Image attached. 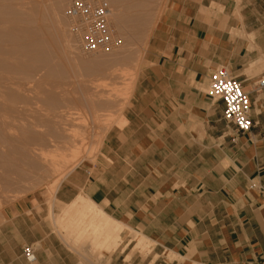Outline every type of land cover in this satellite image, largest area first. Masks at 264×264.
Segmentation results:
<instances>
[{
	"label": "crops",
	"instance_id": "crops-1",
	"mask_svg": "<svg viewBox=\"0 0 264 264\" xmlns=\"http://www.w3.org/2000/svg\"><path fill=\"white\" fill-rule=\"evenodd\" d=\"M149 45L126 124L107 133L95 164L60 185L55 211L72 212L78 196L88 199L126 236L151 243L154 264L263 261L264 209L249 187L264 188V87L255 89L264 79V0H167ZM218 66L248 96L246 135L205 95ZM22 206L11 226L28 229ZM51 245L43 241L36 261L72 264L54 259ZM8 256L0 262L28 264L21 252Z\"/></svg>",
	"mask_w": 264,
	"mask_h": 264
},
{
	"label": "bare ground",
	"instance_id": "bare-ground-1",
	"mask_svg": "<svg viewBox=\"0 0 264 264\" xmlns=\"http://www.w3.org/2000/svg\"><path fill=\"white\" fill-rule=\"evenodd\" d=\"M71 1L73 0H0V190L6 191L5 189L13 187L16 189L14 185L18 182L43 174L56 176L51 183L55 188L64 177L58 163L67 159V156H76L83 152L86 146L84 142L88 130L81 134L85 135L84 137L76 136L72 130V133L70 132L68 121H75L74 117L70 119V110L74 109L72 107H79L80 110L86 107L92 123L105 121L107 124L109 118H112L111 108L120 105L121 99L118 95L109 93L110 89L104 90L101 84L87 86V83H84L86 86H82L74 83L71 77L76 71L75 76L82 73L84 77L101 76L105 79L108 74L112 75L111 69L119 66L118 64H130L138 56L137 47L133 42L134 47L129 51L131 48L127 47V50L124 45H120L121 48L107 53V58L102 57L104 53L91 55V58L81 57L77 52L75 54L76 40L66 31L67 19L64 14V17L62 16L63 8ZM108 1L112 5L110 25L113 30L123 35L130 32L135 40L142 39L141 35L148 29L147 24H151L152 19V15L149 16L146 12L149 10L146 6H152L153 0ZM123 35L120 39H125L127 43L128 36L126 35V38ZM101 77L100 81L103 80ZM120 77L122 81L123 75ZM107 78L110 79L109 76ZM112 80L120 82L116 74ZM107 83L109 85L110 80L105 84ZM116 83L111 84H120ZM118 109L116 112L122 111ZM93 127H90L87 139L94 136ZM79 131L84 132V127ZM57 158L61 161L56 162ZM81 202L87 205L85 210L91 215L92 223L97 219L101 227L113 225L107 240H116L123 229L120 223L97 211L92 203L82 196H78L73 203Z\"/></svg>",
	"mask_w": 264,
	"mask_h": 264
},
{
	"label": "rangeland",
	"instance_id": "rangeland-1",
	"mask_svg": "<svg viewBox=\"0 0 264 264\" xmlns=\"http://www.w3.org/2000/svg\"><path fill=\"white\" fill-rule=\"evenodd\" d=\"M155 1L153 0L152 1L153 3L151 2L152 6L151 5L150 7L146 6V8L148 7L149 9V10L148 9L146 10L150 11V12L148 11L146 12L149 13V16L152 15L151 16L152 19H151V24L150 23L147 24L149 27L146 25L148 29L145 28L147 30L144 29L145 30L144 34L141 35L142 37L140 36L142 39L137 38V40H135L136 38L135 39L132 38L133 35L131 36L130 32L129 34L124 33L125 35H123L122 33H119V34L116 33L117 35L120 36V38L122 37L121 35L125 37L126 35L128 36L127 40L128 42H130L129 44L127 41H126L127 43H125V39L124 40L121 39V45L122 46L124 45L125 49L129 50L128 48H131V50L129 51H132V48L135 45V47H137V51L139 52V53L137 52L138 56L134 58L135 62H133L134 61L133 60L130 62V64L126 65V66L129 65V67L123 66L122 64H118L119 66L117 67L118 69L120 67L119 69L120 72H118V69H116L117 67L111 69V71L113 70L111 73L110 71L108 72L113 75L114 74L113 72L116 69L115 71L118 73L115 72V74L117 75V80L120 81V82L118 81L117 82L120 84L115 82L116 79L115 81L112 80L115 74L112 77V75H109L107 73L108 74L107 76H109L110 79H108L106 76L105 77L106 80L103 79V77L99 76L101 77V80L103 79L105 81L103 80L100 81L99 80L100 78L98 76L95 77V76L86 75L84 77V74L79 73L80 74L79 75L78 72L77 74L79 76L78 75L75 76L74 74H76V71L74 72V74H72L71 80L74 83L80 84L82 86L84 83L85 84L87 83L86 84L87 86H91L93 84L94 85L101 84L105 87V88L102 87L104 90L108 91L110 89L109 93L118 95L119 97L118 96L117 97L121 99L120 100L121 102H120V105L118 104L117 107L115 106L116 109L114 107H113L114 109L111 108L113 112L110 109H107L111 111V115L110 113H108L109 111H107L108 113L107 116L110 115L112 117V118H109L110 122L108 121L106 124L105 121H99V122L96 121L97 124L99 123L98 126L96 122L92 123V121H90L89 113H87L89 112V110L86 112L85 110L87 109L86 107L84 108L82 107L81 109L84 112H86L84 114L82 113L83 111H81L79 107H78L79 112H77L78 109H75V107H72L74 109H72L73 112L72 110H70V114L72 115L70 119L74 117L73 119L75 121L71 120V122H73L72 124L71 122L68 121L69 123L68 125L69 127H71L70 132L72 133L73 131L74 132L73 134L76 133L75 135L79 136L81 134H85L87 130H88L87 133H90L89 130L94 126L93 127L94 136H92L91 139L89 138L87 139L88 136L86 133V139L84 142L86 146H84L85 149H83L84 150L83 152L81 151L76 156H71V155L67 156L66 157L67 159H64L66 161L63 160V162L59 160L58 158L55 159V160H58L56 162L61 161L58 164H59L60 170L64 174V177L61 179L62 181L60 180L59 184L57 185L58 187L55 186V188H53L54 186H51V183L56 178L55 175L52 176L48 174L46 176V174L45 175L43 174L41 176H37L34 178L29 177L28 179L30 178L31 179L30 180L27 179L28 181L25 179L23 180L24 182L23 181L18 182L16 185H14L16 189H14L13 187V188H9V189H12L10 191L9 189H5L6 191L0 190V195H1L0 196V258H2L4 255H9L12 257L18 256V252H21V255H22L23 247L28 246L30 244L35 251L36 259H38L40 252L43 250H46L42 246L43 241H47V242L51 241L53 245H51L49 248H51L52 255H54V259L59 260V258L57 257L58 255L60 256L62 260L65 258H70L72 259V264H142V263L143 264H154V262L157 260V256L151 253V249H152L151 243L149 242L145 243L143 241L140 242L141 238L137 240L138 237L134 233H131V232L129 233V236H126L125 229L121 230V234L117 237L116 240L108 239L109 240L108 241L107 235L110 234L113 225L110 224L108 227H103V226L101 227L100 223H97V219H95L96 222L94 221V219H92L94 221L92 223V221L90 220L91 215L89 214V212L87 213V211L85 210L87 205L83 202L74 203L73 207L69 209V210L73 209L72 212L70 211V212L63 213L64 211H62V213L59 214L58 212L55 211V208H56L55 194L58 188L60 187V185L64 183L67 177H69V175L73 173L77 168L82 167V166L91 167L93 164H95L98 160V157L101 154L104 139L107 133L114 127L122 128L126 124L125 116H126L127 110L131 107L135 86L137 82L141 80L143 76V72L147 65L145 63V58H146L147 53H150L151 51L149 42L152 37V33L155 27L157 26V23L167 3V0H157L156 2ZM67 6L68 4L65 5V7L63 8L62 16ZM110 7L112 9V5H110ZM66 26L67 24H65V27ZM66 28H67L66 31L68 32L69 31L68 26ZM133 42H134V45H133ZM124 43L128 45H125ZM75 47H76L75 54L77 52V55L81 57H86V58L92 57V56H85L82 53H80V51L78 50L77 43H75ZM134 51L135 50L133 49V52ZM105 55H107V53H104L102 57L107 58ZM131 65H134V66H131ZM122 75H123V78L121 81L120 76ZM124 75L126 77H124ZM83 77L84 79H86L85 81ZM125 78L126 80H124ZM90 79H92L93 81ZM109 80H110V84L108 85L107 83L106 85L105 83L108 82ZM91 81L95 83H92ZM111 81L118 85L111 84L112 83ZM85 84L84 86H86ZM110 86H112L111 88L113 91H111ZM113 86H115L116 88H114ZM114 90H116L117 92ZM117 109L118 111L122 109V111H119L120 113L116 112ZM80 116L82 119L79 118ZM80 121H82V123ZM83 122L85 124H83ZM83 127H84V132L79 131V129L83 130ZM85 127H86V130H85ZM72 128H75L79 132H77L75 129H72ZM37 130H42V129H37ZM71 158L73 159V161ZM19 204L21 206L22 205L24 206V207L22 206L24 216L27 217V219H29L30 221H32V222L26 221V223L29 224L28 229L26 228L27 226L25 224H19V226L17 225L16 227L11 226L12 223H11L10 215L11 213H13L14 215L16 214V212L14 211V207H17ZM45 226L46 228H44ZM27 242H28V245H25ZM163 260L166 263H168L172 261V258L170 255H166L163 257ZM0 264H7V263L0 262ZM34 264H42V263H39L38 261H36Z\"/></svg>",
	"mask_w": 264,
	"mask_h": 264
},
{
	"label": "built area",
	"instance_id": "built-area-1",
	"mask_svg": "<svg viewBox=\"0 0 264 264\" xmlns=\"http://www.w3.org/2000/svg\"><path fill=\"white\" fill-rule=\"evenodd\" d=\"M64 16L69 33L83 55L108 53L120 47L121 39L110 25L108 0H73L66 7ZM263 87L264 79L255 85L256 91ZM205 95L211 101L222 104L224 121L232 125L238 134L246 135L251 131L253 123L249 117L248 96L227 68L218 66L210 72ZM249 188L259 193L264 209V188L255 185ZM22 255L26 263H35V251L31 245L23 247ZM246 264H264V260Z\"/></svg>",
	"mask_w": 264,
	"mask_h": 264
}]
</instances>
